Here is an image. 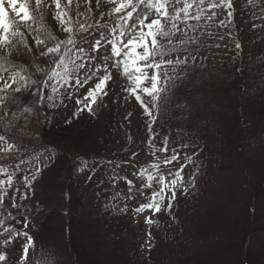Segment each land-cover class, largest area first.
Wrapping results in <instances>:
<instances>
[{"label": "snow or ice", "instance_id": "snow-or-ice-1", "mask_svg": "<svg viewBox=\"0 0 264 264\" xmlns=\"http://www.w3.org/2000/svg\"><path fill=\"white\" fill-rule=\"evenodd\" d=\"M262 2L247 0L253 9ZM233 8L234 0H0V121L10 125L13 119L26 120L33 113L39 116L48 105H62L65 99L73 98V90L85 85H89L85 92L74 99L77 107L72 115L76 119L82 112L95 115L109 95L114 74L122 78L123 98H134L146 117L151 160L137 168L134 152L129 160L121 162L132 164L135 181L119 175L121 163L114 165L111 186L115 189L117 181L123 180L127 191L117 190L104 208L127 213V201L142 199L145 202L133 211L149 212L145 223L151 226L161 211L171 215L178 192L188 195L196 189L202 168L198 153L186 151L190 147L186 143H170L165 135L157 147L160 134L153 125L171 102L178 84L206 61L207 40L225 39L211 29L213 25L219 29L229 24ZM259 11L260 15L253 11V19L264 22V7ZM49 18L58 22L52 30ZM252 27H264V23H253ZM215 46L221 47L220 43ZM235 47L239 49L240 43ZM29 56H38L35 66L26 59ZM22 150L23 145L0 134V154L7 158ZM42 156L37 152L31 161L20 159L11 171L0 165V208L7 212L4 215L0 211V236L4 237L0 241V264H30V250L37 247L27 230L30 209L24 202L34 195V185L48 166V158ZM28 163L32 168L19 176L22 190L16 186L17 177L25 173L22 165ZM87 168L83 161L77 170L84 172ZM17 216H23V221ZM9 220L23 227L18 230L6 223ZM148 237L150 241L151 231ZM21 238L20 254L13 260L9 246Z\"/></svg>", "mask_w": 264, "mask_h": 264}, {"label": "rangeland", "instance_id": "rangeland-1", "mask_svg": "<svg viewBox=\"0 0 264 264\" xmlns=\"http://www.w3.org/2000/svg\"><path fill=\"white\" fill-rule=\"evenodd\" d=\"M259 7H264V2ZM259 7L253 9L247 3V0H234L231 22L219 29L213 25L211 29L218 36L223 35L225 39L219 40L215 38L207 40L205 48L206 61L198 65L188 78L178 84L177 89L174 90L175 94L168 104H173L174 110L166 105V110L161 111L157 116L156 123L153 125V128L160 134L155 142L157 147L160 146L163 137L168 135L170 143H186L190 146L186 151L198 153V162L202 165V168L196 184L200 188L201 198L203 199L198 201L201 203L197 202L196 207H191L192 209L189 213L193 219L204 213L206 203L209 206L212 201H217L218 198H221V193L227 194L234 188L236 189L237 184L242 182L244 175L247 178L244 177L246 183L260 184L264 180V134L255 131L260 126H264V120L252 118L245 99L242 100V107H240L241 99L236 97V95L240 94V96H246L250 99H248L249 101L253 102L259 96L258 93L264 94V27H257L256 29L252 27L253 23H264L253 19V11H256L257 15L261 14ZM48 24L49 30H52L53 25L50 21ZM237 42L241 45L239 49L235 47ZM216 43H220L221 47L216 48ZM89 83L91 84L92 82ZM124 85L125 81L114 74L113 81L109 83V95L104 97L103 100L106 104H101L103 111L100 110L99 114V117L103 119L105 110L109 111L107 107L109 103L107 102L110 100L112 102L115 101V103L113 102L115 110L112 116H115L116 124L110 134V137H112L110 141L111 148L114 150L110 154L112 159L110 157L104 159V156L101 155L99 157L94 156L95 153L98 154L100 152L99 150L96 152V150L99 147L98 141L102 137L104 129L101 127V123L98 124L97 120L94 123L95 125L86 126L89 129L87 130L86 127L83 128L85 125L82 124L86 113H80L78 119L73 118L72 115L77 107L74 99L81 96L89 85H85L79 91L73 90V98L65 99L62 105L59 103L48 105L52 108L50 119L54 118L55 122L61 124L63 128L65 126L68 127L65 135L63 134V139L46 137L47 135H45V139L42 138L40 129L43 127L42 124L45 125V117L48 115V113L45 114L44 120V111L38 117L34 116L32 122L24 119L19 121L13 119L12 123L7 125L6 121H0V134H5L6 137L10 138V142L24 146V150L17 154H9L7 158L4 154H0V165L9 167L11 171V168L20 159L31 161L37 152L43 153L41 159L48 158L45 160L48 166L43 171L49 169L51 165H55L50 171L51 175L47 174V178L44 177V182L41 180L35 183L34 195H31L29 200L24 202L30 209L29 216L35 214L36 211H41L43 206V211L47 210L49 212L48 216L52 218L51 222L48 221V224L46 223V227L43 226L44 228L42 227L44 223L41 225L39 218H36L34 221L35 229L31 227L27 229L37 241L35 251L30 250V264H76V261L68 252V238L64 232L67 226L62 224V221L68 218L67 210H65L67 205L64 203V182L67 179L79 184L89 181L99 182L97 183L96 191L91 184L88 193L90 190H94V194L84 195L78 210L81 228L85 231L93 230L91 235H89V239L86 240V237L84 238V244L87 245L88 252L94 257L104 260L106 264H121V262L114 263L113 251H116L117 248L109 246L112 235L108 233L110 229L106 224L109 222L108 215L110 217H121L122 219L127 218V223L130 226L133 225L131 233H133V237L136 236L134 245H137V248L135 247L136 250L131 255L129 264H154L151 256H154L155 259L156 253L160 248L163 251L168 244L176 245L172 237L171 239L163 237L162 240L153 239V241H149L148 232L151 231V227L145 223V217L148 216L149 212L136 214L133 211L139 203L145 202L144 200L127 201L129 204L127 213L110 211L104 208L108 198L114 195L117 190L122 193L127 191V185L123 180L117 181L116 188H112L110 178L115 170L112 164L115 165L116 163L129 160L134 152L137 155L133 158V163L137 165V168L151 160L147 143L149 134L145 124L146 117L143 116L142 109L134 98L130 100L123 98L125 94L121 92V88ZM30 101L28 102L30 103ZM128 101L135 102L138 107H132ZM243 104L246 106H243ZM257 105L254 106L255 109L258 107ZM184 108H188L187 112H183ZM129 112L132 113L131 116H128ZM182 112L189 116V118H185V120L188 119L189 126L176 130V133L166 129V126L169 125L161 122L162 119L165 118L166 121L167 118L172 117L173 113L182 115ZM125 117L128 118L125 119ZM66 120H71L72 122L69 124L65 122ZM236 123L237 128L234 126ZM238 127L241 128L245 139L240 144L239 153L235 151ZM44 143L48 144V146H42ZM55 159L56 164L54 162ZM261 160L263 163H260ZM83 161L87 162L88 168L84 172H80L77 169ZM109 161L113 163L109 164ZM22 167H25L26 171L18 174L16 184L17 187L21 188L23 181L19 179V176L27 174V169H31L32 164L28 163L27 165H22ZM227 168L230 169L226 170ZM133 170L131 163L127 165L121 163L119 175L127 176L135 181L132 176ZM59 173L63 175L60 176L58 175ZM88 176H91L92 179L89 180ZM250 178L252 179L250 180ZM102 181L103 183H101ZM192 193L190 191L189 194ZM177 194L188 196L186 200H192L189 194L183 195L179 192ZM10 195L11 192H9ZM46 195H48L47 201L41 205L40 209L32 206V204H36L34 202L39 204ZM258 199L260 200V205L264 206V196L262 195ZM122 203L123 201H121ZM5 204L10 208V202L7 198ZM174 209L173 203L172 212L175 211ZM0 211H4L3 208H0ZM12 211L15 214L16 210L12 209ZM260 211L263 213H259V217L263 221L264 208H261ZM64 212L66 219H64ZM166 214L161 211L154 219L162 218L161 221H163ZM4 215H7L6 211H4ZM16 219L23 221L24 217L17 216ZM31 219L33 217H29V220ZM196 222L198 221L196 220ZM6 223L15 225L18 230L23 227L22 223L16 224L15 220H9ZM2 231L3 229L0 228V232ZM167 236L174 235L167 234ZM3 238L0 236V241ZM178 240L180 239L178 238ZM149 243L151 247H149ZM21 245L22 238L14 241L13 245L9 246L12 250L11 259L15 260L19 256ZM153 246H156L154 250ZM132 249L128 251L127 256L131 254ZM183 249L187 252L189 250L192 252L196 251L197 254L201 251L200 246L194 244L193 246L189 244ZM180 253V255L178 254L179 257L172 253L173 255L168 260H166V257L169 254L166 253L158 255L156 259H163V261H160L163 264H177L180 258L186 255V252L184 255H182V251ZM110 258L112 260L108 261Z\"/></svg>", "mask_w": 264, "mask_h": 264}, {"label": "trees", "instance_id": "trees-1", "mask_svg": "<svg viewBox=\"0 0 264 264\" xmlns=\"http://www.w3.org/2000/svg\"><path fill=\"white\" fill-rule=\"evenodd\" d=\"M49 21L52 25H57L58 23L54 20H51L50 18L48 19V22ZM37 58L38 56L26 57V59H28L29 62L33 64V66H35V61ZM236 92H238V90H236ZM258 94L259 96L256 97L253 102L249 101L250 99L246 96H244L246 98L242 97L243 95L240 96V94L236 95V97L237 99H241L240 107H242V100L245 99V103L247 107L249 106L248 110H250V115L252 118L264 120V94ZM128 102L132 107H138L135 102ZM30 103H32V101H30ZM107 103H109L107 104L109 111L105 110L106 113L104 112L103 119L99 117L100 110L103 111V109H101V105V107L96 110L95 115H89L86 112H83L86 113V116L84 115L85 118L82 120L83 122H81L83 125H85L83 128L89 125H95L94 123L97 120L98 124L101 123V127L104 129L102 137H100L98 141L99 147L96 150V152L99 150L100 154L95 153L94 156L99 157L101 155L104 156V159H108L109 157L112 159L110 154H112L114 150L111 148L110 141L112 140V137H110V134L114 128V125L116 124L115 116H112V113L115 110V105L111 100ZM105 104L106 102H103V105ZM256 104H258L257 109L254 108ZM246 105L243 104V106ZM168 106L174 110L173 104ZM51 110L52 108L48 106L43 112V119L45 114L48 113V115L45 118V125L42 124L43 127L40 129L41 136L43 139H45V135H47L46 137L49 136L51 138L54 137L60 139L63 137V134L65 135L68 127L65 126L63 128L61 124L55 123L54 118L50 119V116H52L50 113ZM187 110L188 108H184L183 112H187ZM183 112L182 115L173 113L171 118L166 119L167 122L165 121V118L162 119L161 122L169 125L166 126V129L172 132L181 129L182 127L184 128V126H189L188 119L185 120V118H189V116ZM34 116L38 117L36 113H33L26 120L28 122H32ZM175 116L176 118L174 119ZM234 126L237 128V123ZM86 129L89 130L87 127ZM255 131L259 132L260 134H264V126H260L259 129H256ZM237 132L238 139L235 142V151L239 153L240 144H242V141L245 139L242 135L243 132L241 131L240 127H238ZM54 133L56 134L54 135ZM42 146L47 147L48 144L44 143ZM56 159L54 160L55 164ZM260 163H263L262 160ZM54 166L55 165L53 164L49 167V169L42 171L37 181L43 180L44 182L45 178H47L46 175H51L50 171ZM112 166L114 168V164H112ZM229 169L230 168H227L226 170ZM58 175L62 176L63 174L59 173ZM244 177L246 178L245 175ZM244 177L242 182L237 184L236 189L234 188V190L227 194L221 193V198H218L217 201H212L211 205L209 206L206 203V209H204V213L198 215L195 218L198 222L192 218L189 211L192 209V206L196 207L198 203H201L198 202L200 199H203L201 198V191L199 190L200 188L197 186L196 189L191 190L193 193L189 195H191L192 200H186L188 196H180V194H177V199L174 203L175 211L172 212L171 215L166 214L165 220L163 221H161L162 218H158L157 220L155 219L157 222L150 226L153 237L150 239V241H153V239L162 240L163 237H169L171 239L172 237L173 242L176 244L175 246L168 244L164 247L163 251H161L160 248L157 253L155 249V253L157 254L156 257L166 253L169 254L166 257V260H168V258L173 254L178 255L182 251V255H184L185 252L186 255L181 257L177 264H264V220L262 221L261 217H259V213H263L260 211V209H263L264 206L260 205V200L258 199L260 196H264V180L260 184H251L249 182L246 183L247 178L245 179ZM251 179L252 178H250V180ZM64 183V203L67 205L65 210H67L68 218L64 212V219H67L63 220L62 224L67 226L65 228L66 231L64 232L68 238L67 245L70 256L74 258L76 264H106L104 260L94 257L88 252V247L84 244V238L86 237V240L89 239V235H91L93 230L85 231L83 228H81L82 225H80V218L78 215V210L81 206V200L83 199L84 195L87 194L89 196V193H93L94 190L96 191V186L99 182L89 181L87 183L82 182L79 184L72 181L71 179H67ZM91 184L94 187V190H90L88 193ZM47 197L48 195L42 198L39 204L34 202L36 204H32V206L38 207L40 209L41 205L46 203ZM214 197L217 198L216 196ZM46 211L47 210L43 211L42 206L41 211H36L35 214L29 216L33 217V219L30 220L28 228L31 227L32 229H35L34 221L36 218H39L41 225L44 223L42 227H46V223L48 224V221H52V218L48 216L49 212L47 211L46 213ZM108 217L109 222L106 224L110 229L108 233L112 235V238L110 239L111 241H109L111 242L109 243V246L117 248L116 251H113L114 263L121 262V264H129V262H131V255L133 252H135V247L137 248V245H134L136 236L133 237V233H131L133 225L130 226V224L127 223V218L122 219L121 217H110V215H108ZM173 217H175V219H173ZM156 233L157 236L155 237ZM167 234H172L174 236H167ZM177 237L180 240H178ZM189 244L191 246H193V244L196 246L199 245L201 250L200 253L197 254L196 251L192 252L189 250L187 252L184 250L183 248ZM154 248H156V246H153V250ZM131 249V254L127 256L128 251ZM168 250L169 252L167 253ZM156 257L154 259V256H151L154 264H163L160 263V261H163V259H156ZM110 260L112 259H108V261Z\"/></svg>", "mask_w": 264, "mask_h": 264}]
</instances>
